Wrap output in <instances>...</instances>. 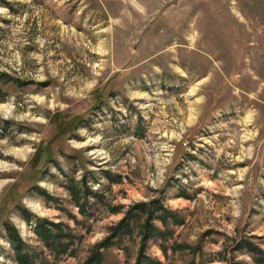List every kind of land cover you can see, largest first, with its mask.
Segmentation results:
<instances>
[{
  "label": "rangeland",
  "instance_id": "obj_1",
  "mask_svg": "<svg viewBox=\"0 0 264 264\" xmlns=\"http://www.w3.org/2000/svg\"><path fill=\"white\" fill-rule=\"evenodd\" d=\"M153 198L151 259L264 264V0H0V264H83L128 211L97 252L133 264Z\"/></svg>",
  "mask_w": 264,
  "mask_h": 264
},
{
  "label": "trees",
  "instance_id": "obj_2",
  "mask_svg": "<svg viewBox=\"0 0 264 264\" xmlns=\"http://www.w3.org/2000/svg\"><path fill=\"white\" fill-rule=\"evenodd\" d=\"M145 205L144 202H138L137 205H135V207H140L142 208ZM147 205H150L152 207V210H148L146 216L143 218V220L141 221V223L139 224V235H140V247L138 249L137 252V258L135 259V261L133 262V264H160L159 261H157L156 259L153 260L151 259L148 255H145L142 251V247L144 245L145 242V238L150 236V235H154V233L159 232L158 228L156 226L153 227V225H151V223L149 222L150 220H153V218H157L159 219L161 222L164 221L165 219V215L168 214L166 209H163L161 207V205L159 204V200L157 198H153L151 200L148 201ZM153 209H159L161 212L159 215L154 216V210ZM132 215L130 214V212H126V215L121 218V220L116 224L113 225L112 229L109 231V234L104 237L103 239H101L98 243L95 244V251L90 253L87 258L85 259V261L83 262V264H101V256L99 254V252H97V249L99 248V246H107L108 243L110 242V238L113 237L114 235H118V234H124V233H131L132 229L130 228V226H128L127 223V218L131 217ZM111 228V227H110ZM39 236L40 238L43 239L44 243H46V245H48L49 243L52 244V241H54L53 236L54 233L53 232H46L43 231L41 228L38 230ZM16 236L14 235V237H12L13 239H11V244L13 245L14 251L16 253V259H18L19 264H28V260L26 259L27 256L25 254H20L19 253V249L17 247L20 246V244H18L19 241L15 242ZM49 242V243H48ZM19 245V246H18ZM61 244H59L60 246ZM189 264V263H188Z\"/></svg>",
  "mask_w": 264,
  "mask_h": 264
}]
</instances>
